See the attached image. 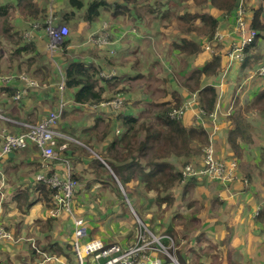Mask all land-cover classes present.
I'll return each instance as SVG.
<instances>
[{"label":"trees","instance_id":"trees-1","mask_svg":"<svg viewBox=\"0 0 264 264\" xmlns=\"http://www.w3.org/2000/svg\"><path fill=\"white\" fill-rule=\"evenodd\" d=\"M37 1L43 3L42 8L39 7ZM44 1L45 0H0V33L7 35V38L9 39L8 41L14 44L13 52H11L10 55L11 62L20 57L23 58L25 60V64L27 65V69H25V71H27L26 74H29L28 71H30L33 66L32 69H34L35 72L42 74V76L36 77L37 79H39L42 83H52L50 79H48V73L50 70L46 67V65H44V67H40L36 62L37 58H40L41 56L37 51L35 41L23 42L21 38L22 35L11 33V30L14 29V20L11 17V12L13 10L17 12L16 9L21 8L25 10L30 19L40 20L38 22H42L48 16L44 9ZM136 1L137 0H112L110 2V0H91V2H88L86 0H68V6L73 11L64 15L61 12L63 8L59 7V14L62 16L59 22H68L69 18L73 17L75 13H78V17H80L88 27H90L92 23L98 19L102 12H107L105 14H108L109 12L112 17H118V14H125L128 11L127 7L131 6L130 4L132 3L135 4ZM144 1L148 7L147 12L154 14L155 18L159 21H166L167 24H171V18H176L174 27H178L177 30H179L181 34H176L177 40L172 42L171 46L181 57L182 55L196 56L202 53L200 45L197 42L184 37L185 33L189 34L190 32H195L202 35V39L200 40L201 42L204 38L211 39L215 32L218 20L214 14L207 13L204 9L209 5L224 16L234 10L236 2V0H179V3H177L176 0H166L165 2L160 0ZM59 2L61 3L62 1ZM245 2H249L248 11L251 12L255 18V20H253V26L257 30V33H259V35L264 33V23L259 20L262 7H253L250 0H245ZM181 6L183 10L186 9L182 15H180ZM8 14H10L9 17ZM42 18L44 19L41 20ZM181 19L184 20V22L181 21ZM196 20L200 23L199 26L192 23ZM41 28L44 30V25H42ZM107 32L109 33V36H115V31L110 28V26L107 28ZM36 33L41 32L39 31ZM16 35H18V38L13 41V36ZM69 38L70 32L66 40L61 43L62 50L67 48V39ZM111 48L113 47H105L101 49V51L105 54V51L110 50ZM87 49L92 50L91 48L85 47L83 52L80 53L79 58L72 57L71 59L64 57L66 63L63 67V86L66 91H74L72 100L75 104L73 105H84L85 107L90 106L91 108L93 106H98L99 102L105 99L103 96L108 91L106 90L107 88H117V90H115L116 95L125 94V97L128 96L131 88H119L120 82H123L126 79L123 71L120 70L116 74L107 78L100 76V73L103 70H110V67L112 66L121 67V64L115 63L114 61L111 62L109 57H103V62L101 63L96 61L95 63L90 61L88 62L85 60L86 55H89L90 57L92 55L87 52ZM131 51L133 54H136V50ZM64 52L62 55H66ZM221 54L222 52L213 55L212 58L201 68L192 69L190 73L184 77L185 82L182 83V86L189 93L197 94V107H201L206 115L211 114L215 109L217 89L214 85H204L203 80L211 77H219L220 72H218V70L221 68L222 62ZM80 56H83L84 58L81 59ZM96 58L98 59V56ZM102 59L98 60L100 61ZM138 64V59H135L132 68L138 67ZM19 68V63H17L16 67H13L14 70ZM42 69H45L44 73ZM146 73L147 71H141L136 75V78L132 77V79L143 78ZM255 76L257 77L256 72ZM169 77L170 75H168L164 81L166 82ZM155 79L158 80L157 78ZM15 82L19 83L18 81ZM16 89V87L5 85V83L0 85V90L4 96L2 102H10L9 104L7 103L8 107L11 102H20L12 101V96ZM166 95L167 96L165 97H161L159 101L150 103L151 105L156 104V110L147 108L146 111L139 110L137 113H134V111L137 110L139 101L135 100L133 102L129 96L127 98L123 97L124 104L128 105L126 111L120 110L118 113L114 114V110L108 109L98 111V109H94L97 116L95 115L96 118L94 119L93 124L88 129H83L82 132L83 134L86 133L90 139L95 138L100 142L109 136L110 141L106 149L107 156H104V160L123 188L129 183L135 182L142 188L144 193H154V199L152 200H154L158 205H165L169 207V204L172 202L169 192H171L176 185H181V172L183 167L186 163H189L191 160L197 159L202 155L203 149L208 144L209 139L207 132L203 129V127L196 126L189 121H185L181 119L182 117L173 119L170 118V113L174 109L182 106V100L180 94L175 91ZM132 106L134 107L131 111L129 109ZM78 107L79 109L77 112L82 113L84 108L80 106ZM251 108L253 112L257 111L258 113L261 112L264 114V92L254 100H250L247 105L243 107L247 113H249ZM5 110V107H3V111H1L2 116L8 117L9 114H7ZM240 110L241 108L239 111ZM260 116L264 117V115ZM231 118L235 119V126L231 131H229L227 144L234 152L233 160H236V163L240 162L241 164L239 166L241 167L245 164L243 163L244 161H242L243 151L239 144L236 143V140L245 141L246 134L244 130L246 126L243 119L242 121H237L238 116L236 114ZM15 127L17 128L15 131L23 130L21 125H19V127L15 125ZM116 128L120 129V134H116ZM65 149L63 148L64 153ZM76 150H80L82 155L89 156V153L86 150L79 149L72 143V153ZM14 154L15 153H12L11 155ZM67 160L69 159L62 158L60 162H67ZM4 161V159L0 161V167H2L3 172L5 171L3 170V166L6 164ZM260 161L261 163L264 162V150ZM54 162L51 163L52 167L49 174L56 172L53 168ZM176 165L181 166V169H177V167H175ZM87 168L92 172L94 181L99 182V179L106 178L114 186L113 190L116 192L118 198L121 200L123 199L116 185V181L97 159H93ZM31 172H34V170ZM70 177L76 180V182L79 181V178L75 179L73 176ZM198 180L199 179H192L182 184V194L185 195L193 184L197 185ZM237 180L241 185H245L250 181V175L245 174L244 177H238ZM29 185L30 184H28L24 189L19 187V192L13 197V199L17 200L24 194H27L29 198L31 195L28 189ZM35 190L38 197L41 199L40 201L45 204H49L50 206L53 205V195L55 194V190L42 183H37ZM29 200L30 199H24L22 202ZM22 202L16 201L15 205L16 208L22 210H20L22 214H26L32 203L35 201H31L32 203L31 205L29 204L30 206L28 205V202L25 203V207L27 206L28 208L27 211L20 207ZM258 212L256 215L262 218L264 210H260V212ZM165 219L166 218H163V220ZM195 223H197V218L192 217L189 221H187L181 215H175L173 220L171 219L168 225H166V222L163 221L160 223V226L164 227L162 228L164 230L161 235L168 237L166 240L169 242V245L167 243L163 246L167 249V252L171 256L176 258L179 264H186L184 257L186 253L183 249H188V245L192 238L191 231H195L196 229ZM170 241L173 242V247H170ZM180 243H183L184 247L181 248V250L175 249V247L179 246ZM190 251L192 252V250ZM161 255L164 256L163 258L166 262H169V259L165 254L162 253Z\"/></svg>","mask_w":264,"mask_h":264},{"label":"crops","instance_id":"crops-1","mask_svg":"<svg viewBox=\"0 0 264 264\" xmlns=\"http://www.w3.org/2000/svg\"><path fill=\"white\" fill-rule=\"evenodd\" d=\"M111 1L112 0H110V2ZM160 1L165 2L166 0H160ZM243 1L245 5L246 4L249 5V2L246 3L245 0ZM250 1L253 7L257 8L261 6L263 8L264 6V0H250ZM37 3L39 4V7L42 8L43 3L38 2V1ZM61 3H65L64 9H62L63 11H61L64 15L73 11L68 6V0H62ZM236 5H237V0L235 2L234 10L231 13L226 14L224 16L221 15V13L218 12L216 9L207 10V13H212L217 18L218 20V23L216 25L217 30H221V31L226 30L228 32V35L226 36L225 42H223V44H228L233 39H236V37L231 35V30L233 28L234 19H235ZM131 6L127 7L128 11L125 14L123 13L118 14V17H114V18L116 19L121 18V17L127 18L130 14H133V15H136V17H138L139 20H143L144 22H140V25L136 24V30L133 29L135 30V32L133 33L134 39L133 38L132 40L126 39L127 40L126 42L123 39L124 35H122V33L120 34V38H121L120 40L117 39L116 36L114 37L112 47L115 50L122 51L119 54L120 59L125 57V53L127 54V51L125 50L128 49V46L123 47L125 45L132 44L131 49L132 47H134L135 50L137 48V53H138L139 46L142 45L141 41H143V38L145 35V34H142L141 32L149 33L148 30H151V29L156 31L159 26L161 31L165 30L167 33L170 34V38H169L170 45L172 44V42L177 40L176 34L178 33L181 34L179 30H177L178 27L177 28L174 27L176 18L175 19L171 18L172 20L171 24H167L166 21H159L157 18H155L154 14L147 12V9H148L147 6H142L143 12L141 14L138 13L136 10V7L140 5H137V6L135 5L133 6V8ZM50 7L52 8V6ZM180 9H181L180 15H182L186 11V9L183 10L182 7H180ZM47 10H46V13H47ZM53 11L55 12V15H56L55 8ZM188 12L191 13L190 11ZM263 15H264V11H262L261 15L259 16V20L262 23H264ZM78 16H79L78 13H75L73 17L68 19V22H65V23L63 22L62 24L65 25V24H68L69 21L74 20L75 23L79 26V28L88 31L89 35L94 31L96 32L99 31L102 28V25L104 24V22H102L101 24L97 26H93L92 24L90 27H88L87 24L83 22L82 19ZM26 17L28 18V15H26ZM246 19L248 23L250 24V26L257 32V30L253 26V20H255V18L251 12H246ZM150 20H152L151 27H148V25L145 22H149ZM29 21L38 22L40 20L30 19ZM181 21L184 22V20L182 19ZM192 23L197 26L200 25L198 20ZM170 25H171V28H170ZM109 26L110 28L114 29V31H116L117 22L111 21L109 25H107V28ZM122 26L124 27L125 25H122ZM126 28H129V27H126ZM35 31L36 29L32 31L30 40L33 39L35 41L37 48L39 45L46 46L45 37H43L41 33H38V34L34 33ZM39 31L40 30H38L37 32ZM25 33L26 31L22 34V39H24L23 35ZM70 35L73 36L72 34ZM201 36L202 35H199L195 32L184 34V37H186L187 39H191L197 42L198 44L203 41L202 40L200 42V40L202 39ZM71 39L72 38H69L67 46L69 44L70 45L65 49L66 51H68L71 48L70 46H72L76 40L78 41V39L74 41H72ZM87 39L85 43H87ZM80 43L81 42L78 41L79 47H81L79 48L80 51L78 50V54L83 52V50L85 49L84 45L83 44L80 45ZM263 44H264V33L260 35L259 33H257V38L255 39L253 44L244 50L243 61L237 64H234L228 70H226L228 66V61H229L226 50L221 49V51L223 50V53L221 54V58H222L221 63L224 65V70H222L221 76L224 78V80H222L221 76H220V79H218L219 80L218 84L221 88L217 89V98H216V105H215V109L217 110V112H214V111L212 112V113H216V119L219 118V121L218 123H216V121H212L208 117L209 114L208 115L205 114V116L203 117V121H207L206 124H210L209 127H206V125H203V129L206 130L208 139L211 137L212 139L211 142H214V147H213L214 152H216V154L219 155L218 151H219L220 145L224 144L226 146L225 156H224L226 160L219 159L220 161H231L229 159L233 160L234 158V152L231 149V147L227 144V137H228L229 131H231L232 128L235 126V121H233L231 118L233 117V115L231 117H227V113H221L219 109L220 106H222V104L226 103V98H228V94L225 95L224 97L225 90H227L226 93H230L229 88H232L234 92L237 90L233 84L229 88L226 87L227 79L229 80L231 79V81L229 82L231 83L232 80H236L235 76H237V74L245 76V74H248V72L253 68L252 74L248 75L246 79L243 80V84H246V82L249 84H253L254 81L253 80L250 81V79L257 78L255 76V72H256L255 67L257 66L258 63L255 64V61H257L261 57L263 58L262 60L264 61V56L261 55V52L259 49L261 46H263ZM66 51L64 53H66L68 58L72 59L71 57L72 55H70L71 53L69 54ZM48 52H50L49 54L51 55L56 53V52H51L49 50ZM213 52H211V54L209 55L203 52L196 56L182 55V58L185 59V58L191 57L192 59H195V63L193 64L196 67L201 68L207 61H209L212 58L213 55L220 53L219 51H213ZM61 54H63V52ZM87 56L89 55H86L85 58L89 59ZM65 63H66V60H64L63 58L62 63H61L62 71L61 69L59 70L58 68L53 69V71H51V72L57 71V75L55 74V77H58V80L51 81V82H52V85L58 87V90H59V86L61 85V83H63V79H62L63 78V67ZM201 64L203 65L200 66ZM44 65L46 64L44 63L39 66L44 67ZM32 68L30 71H28L30 77L28 75L26 76L33 80H36L37 82L39 81L38 82L39 85L48 87L47 84L42 83L39 79L36 78V77L42 76V74L35 72L34 69ZM42 70L44 73L45 69H42ZM137 72H138L137 74H139L138 70ZM239 72H242V73L239 74ZM224 73L225 75H223ZM136 75H134L133 77L136 78ZM48 77L54 78V75L52 76L51 73L49 72ZM261 80L262 82H264L263 79H260V81ZM206 82H207V79L205 80L204 85H208V83ZM47 83L51 84L50 82H47ZM222 83H224L223 89H222ZM0 85H3V82L0 81ZM5 85L16 87L18 89L21 85H23V83L21 81L19 83L12 81V82L6 83ZM40 89L42 88L30 89L27 95L24 96L20 100V102L18 103L11 102L9 107L7 105L10 102H7L8 104L6 102L5 103L2 102L4 96L2 94V91L0 90V116L3 117L1 115L2 114L1 111H3V107H5L6 109L5 112L9 114L8 117H4L6 118L5 121H0V131L1 129H5V130L9 129L11 132H14L17 129L15 125L18 127L19 125L21 126L22 125H34L42 120L43 116L46 115V113H44L43 111L46 96L42 93ZM63 91H65L66 97L68 95V99L66 101V104H68L69 106V109L67 108L68 112L78 113V116L84 117V120L81 121L80 123L78 122L77 124H76V121L78 120H74L75 122L73 124L72 122H69L67 124H64L62 127L60 126V129H58L57 127V131L61 133L64 137L59 139L60 143L57 144V146L59 147L61 151V158L60 160L53 163V168L60 177L67 176L69 174V176H73L75 177V179L79 178V181H77L79 186L76 190L75 198H74V200L77 202V201L84 200L85 197L91 195V193L94 191L100 192L99 190H94L96 186L101 188V191H106L107 189L110 190L111 186H113L112 183L109 182L106 178L99 179V182L94 181L92 177V172L90 171V169L87 168V166L91 163L93 159H97L107 169L108 173L112 175V172H110L111 171L110 168L108 167V165L106 164L104 160L105 159L104 156L105 157L107 156L106 149L108 147L110 138L107 137L106 139L100 142V141H97V139L95 138L90 139L86 133L83 134L82 130L88 129L93 124V121L97 116L96 113L94 112V109H96L97 107L93 106L91 108L90 106H87V108H90L89 111H87L86 108H84L85 110L83 109V112H82L83 114L79 113L77 112V110L79 109L78 106L83 107L84 105H78V104H77L78 106L73 105L75 104V102L72 100L74 91L73 90L66 91L65 88ZM234 92L231 98L235 101L236 104L240 103L241 105L240 101H237L234 99L235 97ZM263 92H264V85L258 88L255 87L252 91H250L249 96L250 98H252L251 100H254L256 97L260 96ZM192 100H189V101H192ZM12 101H13V98H12ZM127 106L128 105L127 104L125 105L123 101L122 108H120V110L126 111ZM133 107L134 106H132L129 110L132 111ZM196 108L198 109V107L195 106V108L192 110H195ZM67 109H65V112ZM138 109H139V106H137V110H135L134 113H137ZM110 110H113V109H110ZM98 111H102V110L98 109ZM230 119L232 121H230ZM256 119L258 122L257 126L260 125L261 127V125H264V121L261 122L259 121V118H256ZM244 122H245L246 127L250 126V121H244ZM251 125H253V123H251ZM249 128L251 129V126ZM252 129L253 131H255L254 128ZM244 132L246 134L245 141L237 139L236 143L239 144V146L241 147L243 151L242 161L247 163V159L245 157V153H246L245 149L247 148L248 145H251L250 144L251 142L255 141V137L250 139L252 132H250V134H247L246 129L244 130ZM117 133L119 134L121 133L119 128H116V134ZM258 136L259 134L256 136V139ZM85 141L90 142L91 145L95 146L98 150H100L103 154V159L95 150L89 147L85 143ZM257 141L261 142L262 140L257 139ZM62 143L64 144L62 145ZM72 143L76 145L77 147H81V149L86 150L89 153V156L82 155V152L80 150H76L75 152L72 153ZM63 148L64 149L66 148L65 153H64ZM20 152L14 155H11L12 154L11 153L10 154L11 156L9 155L4 159L5 160L4 163L6 164L3 166V170H5L4 171L5 173L2 171L4 175V180L2 184L0 182V189L1 187H3V192H5V198L8 197V199L3 201L4 197L0 198V223H2L3 227L6 228V230H8L13 235L15 241L13 243L0 241V264H75L76 259L71 250V240H72V233H73L72 232L73 230L72 220L67 214H61L59 217L55 218L53 216V207L50 206L49 204H45L42 201H40L41 199L38 197V194L35 190L37 186V182H35V179L37 178L39 173L41 174L45 173V170H43L42 165H41L40 154L37 153V150L32 145H29L26 149ZM62 158H66L69 160H67V162L61 163L60 161L62 160ZM244 158L246 159V161L244 160ZM72 162H73V167H72ZM50 167L52 166L50 165ZM23 168L28 169L27 174H22V173L19 174L18 172H16L18 169L20 170ZM32 170H34V172H31ZM247 174H249L251 177V173H247ZM14 175H19V177L18 179L16 178L13 181L12 176ZM241 176H244V174H240V175L238 174L237 179L238 177H241ZM114 180L116 181V185L118 187V190L120 191V194L122 195V198H124L125 199L124 201H126V198L124 197L125 191H124L123 186L117 180L116 177L114 178ZM28 184H30L28 186V189H29V192L31 193L29 198L27 194H24L17 200L13 199V197L19 192L18 188L22 187L24 189ZM216 184L218 185L217 186L218 189H217L215 200L217 202L219 201V199L221 200V202L217 204L223 205L226 201L229 200L231 201V205L233 209H231V212L229 213L227 218L224 217L222 220L218 218L217 221L213 220L212 227H210L209 229H205V222L202 220L203 218L200 217L199 214L196 215L195 218H197L198 227L196 226L195 232L191 234L192 238H191V242L188 245V248L192 243H198L205 239L210 240L209 238H211L214 243L212 245V250L219 251L218 257L215 256L216 255L215 253L213 254V256L216 259L215 264H232L233 262L231 261V255L237 256L236 254V247H238L237 239L240 238L241 242L245 243L249 247L252 245L254 246V244L256 245V248L253 254L254 256L256 254L263 255L264 254V214L262 218H260L256 214L258 211L260 212V210H264V185H256L254 188L251 185H247V184L241 185L239 182H237L236 184L230 183L231 185L229 184L228 186H224V187L220 185L219 183H216ZM122 190H123V193H122ZM0 196H2L1 190H0ZM24 199H30L31 201H35V202L32 203L30 200L22 202ZM16 201L22 202L20 204V207L25 211H27L28 209L27 206L25 207V203L28 202V205L29 204L31 205L32 203V205L30 209L26 212V214H22L21 213L22 210L16 208V205H15ZM82 204H85V200L84 202H82ZM77 205H78V202H77ZM77 205H76L75 215L77 217H81L85 221L86 236L84 237V239H86V241H91L93 239H96V240L102 241L104 244H114L122 240V239H119L118 235L114 234V235H111L114 238V240H111V241H115V242H111V243L105 242V240H110V239L109 238L105 239L104 234L98 229H96L94 227V224L101 225L106 222L109 223L108 222L109 220L104 221L102 217H99V218L96 217L95 219H92L90 216L84 218V216H82L83 214L81 215L80 213H78ZM131 211H134V210L131 209ZM113 212L114 211L108 212V214L112 216ZM124 212L125 211L122 209L120 211V216H122V213ZM207 224L208 226H210L209 222ZM225 226L228 227V232L226 234H223L225 233L224 230H226ZM219 227H222V233L217 235L216 229ZM221 236H222V240H221ZM119 243L123 244L122 242H119ZM172 243L173 242L170 241V244H171L170 247H173ZM225 245H228V246H225ZM37 249L38 251H35ZM201 256H202V252L198 251V257H201ZM148 257L157 258L162 264H170V260H171L170 257L167 256L170 260L169 262H166L163 258L164 256H162L159 251H154V253H151L150 255L148 254ZM185 257H186L185 258L186 264H195L193 259L190 261L187 255ZM196 264H201V263L197 262Z\"/></svg>","mask_w":264,"mask_h":264},{"label":"rangeland","instance_id":"rangeland-1","mask_svg":"<svg viewBox=\"0 0 264 264\" xmlns=\"http://www.w3.org/2000/svg\"><path fill=\"white\" fill-rule=\"evenodd\" d=\"M59 1H62V0H45L44 1L45 2L44 4L45 12L49 6H52V11L55 8L56 15L54 11L53 13H54V17L56 18L54 23L56 24H62L59 22V20L62 17L59 14V11H60L59 7L63 9L65 7V3H60ZM86 1L91 2V0H86ZM176 2L179 3V0H176ZM130 5H132V8L135 5L136 6L140 5L136 7V10L138 13L141 14L143 12L142 6H146V2L144 0H137L135 4L132 3ZM243 7L245 9V12H249L248 4L244 5ZM208 9L212 10L213 8L208 5L205 8V11L207 12ZM16 10L17 12H15V10L11 12V17L14 20V24H13L14 29L11 30V33L22 35L25 31L28 32L29 30H31L32 25L36 22L29 21L30 18L29 16L28 18L26 17V15L28 14H26L25 10L21 8H18ZM262 11H264V6L262 8ZM9 16L10 14H8V17ZM43 19L44 18H42L41 20ZM111 21L117 22V29L115 31L116 38L120 40L121 39L120 34L122 33V35H124L123 39L126 42H127L126 39H129V40H132V38L134 39L133 33L136 30V24L140 25V22H144L143 20H139L138 17H136V15H133V14H130L127 18L121 17V18L116 19L110 16L109 14H105L102 12L101 15L98 17V19L94 21L92 24L93 26H97L101 24L102 22H104L107 25H109ZM151 21L152 20H150L149 22H145L148 25V27H151ZM43 22H38L40 23V25L38 28H36V31L34 33L40 30L43 37H45L46 46H47L48 44H47V35L45 32V26H44V30L43 28H41L43 25ZM122 25H125L126 27H129V28H126L125 26L123 27ZM65 26L68 28L70 34L73 35V36L70 35V38H72L71 39L72 41L78 39V41L81 42L80 45L83 44L84 47H88L92 49V50L87 49L88 50L87 52L92 56L91 57L87 56L89 59L85 58L86 61L88 62L90 61L94 63L96 61L98 63H101L103 62V59H102L103 57H109L111 62L114 61L115 63L121 64V67L112 66L110 67V70H106V69L103 70L100 73V76L110 77L112 76V74H116L120 70L123 71L126 79L123 82H120V86L119 85L118 86L119 88H123V87L131 88L128 96L133 101L135 99L136 101H139L138 111L139 110L146 111L147 108H150L151 110H156L157 109V107H155L156 104L151 105L150 103H155L159 101L161 97L167 96L166 94H169L172 91H175L176 93L180 94L183 107L192 106V105L197 106V97H198L197 94L189 93L182 86V83L185 82L184 77L188 75L193 68L196 67L193 64L195 63V59H192L191 57L183 59L177 52H175L174 51L175 49L169 44L170 34L167 33L165 30L161 31L159 26L156 31L153 29L151 30L147 29L149 33L141 32L142 34H145V35H144L143 41H141L142 45L139 46L138 53H137V48H136V54L132 53L131 50L133 51L135 50L134 47H132L131 49L132 44L123 46V47L128 46V49L125 50L127 51V54L125 53V57L121 59L119 57V54L122 51L115 50L113 48H111L110 50H106L105 54L104 52L101 51V49L105 47H112L115 36L114 37L112 35L110 36L109 45L98 46V45L85 43L86 39L89 38V32L84 29H80L79 26L75 24L74 22L69 21V23L65 24ZM218 31L225 32L226 30H222V31L218 30ZM13 37H14L13 41H15L18 38V35L13 36ZM8 40L9 39L7 38V35L0 33V52H1L0 54L1 55L0 56V78L2 79V80L0 79V81L7 80V78H12L13 82L15 81L20 82L21 77H26L28 79H31L29 78L30 77L29 74H26L27 71H25V69H27V65L25 64L24 62L25 60L23 58L20 57L17 60H13L14 63L10 61V55H11V52H13L14 44L9 42ZM29 40L22 39L23 42L34 41L33 39H31L30 41ZM78 41L76 40L73 43V45L70 46L71 48L68 51L65 50L67 53L69 54L71 53L70 54L72 55L71 57L79 58L80 54H78V50L81 47H79ZM199 44L202 49V52L208 55L211 54V52L210 50L209 52L205 50L206 45L211 46L212 52L219 51L223 53V50L221 51V49H225L226 51L228 49L227 44H223L221 42H213L211 39L204 38L203 41ZM46 46H41V45L38 46L37 51L39 52L41 57L37 58L36 62L38 65H42L45 63L46 67L50 70L51 75L52 76L54 75V78H55L54 79L52 77H49L50 81H57L58 77H55V74L57 75V71L55 72H51V71H53V69H56V68H58L59 70L61 69L62 71V64H61L62 59L64 57H67V55L61 54L62 52H64V50H62L61 43L59 45H54L55 50L53 52H56V53L52 55L49 54L50 52H48V49ZM259 49H260L261 55L264 56V44ZM112 50L114 51L113 53H111ZM97 56H98V59H102V60L99 61L96 58ZM80 57L81 59L84 58L83 56H80ZM135 59H138L139 64H138V67L132 68ZM262 59L263 58L261 57L260 59L255 61V64L258 63L257 66L255 67L256 70L261 65H264V61ZM17 63L20 64V68L17 70H14L13 67H16ZM202 65L203 64H201L200 66ZM222 69L224 70V65L221 63V68H219L218 70V72H220V75H221ZM137 70L139 71V73L141 71H147V73L143 76V78H137L134 80L132 79V77L138 73ZM252 71H253V68L248 72V74H245V76L237 74V76H235L236 80H232L231 83H229L231 79L230 80L227 79L226 87L229 88L233 84L237 90L234 92L232 88H229L230 93H226L227 90H225L224 97L225 95L228 94V98H226V103L222 104V106H220L219 109L221 113H227V117H231L232 115L234 117V115L236 114L238 116L237 121H242V119L243 121H250L251 129L249 128L250 126H247L245 129H246L247 134H250V132H252L250 139L255 137V141L251 142L250 143L251 145H248L247 148L245 149L246 150L245 157L247 159V163L243 162L245 164H243L240 167L239 166L241 164L240 162L236 163V160H232V159H229V160L234 161V163L236 164V176L238 174L245 175L247 173H251L250 181L247 183V185H251L252 187L255 188L256 185H264V162L261 163L260 161L261 156L263 155V150H264V125H261V127L260 125L257 126L258 122L256 119L259 117V121L261 122L264 121V117L260 116L264 114L261 112L258 113L257 111L253 112L252 108L251 110H249V113H247L243 109V107H245L247 103L252 99L249 96L250 91H252L255 87L258 88V87L263 86L264 82H262V80L260 81V78L257 77L254 79L252 78L250 79V81L252 80L254 81L253 84H249L247 82L246 84H243V80L246 79L248 75H251ZM240 73L242 72H239V74ZM26 75H28L29 77H27ZM168 75H170V77L167 78L165 82L164 79ZM220 75L219 77L206 78L207 79L206 83H208L209 85H214L216 89H220L221 87L218 84V81H219L218 79H220ZM155 78H157L158 80H156ZM221 78L222 80H224L222 76ZM206 79H204L203 81L205 82ZM3 83L6 84V82H3ZM44 83L48 85V87H43L42 89H40L42 93L46 96L45 102H44V109H43L44 113L47 114L50 111L57 110L59 108L60 102L63 103L61 117L59 121L57 122L58 129H60V126L62 127L64 124H67L69 122H72L73 124L75 122L74 120H78L76 121V124L84 120V117L78 116V113L68 112L69 106L68 104H66L68 95L66 97L65 91L60 92V90H58V87L52 85V83L51 84H48L47 82H44ZM223 88H224V83H222V89ZM33 89H36V88H33ZM106 90H108L104 95V98L106 100L113 99L116 96L115 90H117V88H114V89L107 88ZM233 92L235 93L234 99L237 101H240L241 105L240 103L236 104L235 101L231 98ZM120 96L122 98L127 97V96L125 97V94H122ZM192 99H193V102L190 103L189 100H192ZM83 108H86L87 111H89L90 109L87 107H83ZM240 108L241 110L239 111ZM64 109H67L66 112ZM198 110L204 111L201 107H198ZM119 111L120 110L114 111L115 112L114 114L118 113ZM181 119L185 121H189L190 123H193V124L196 121L195 118L192 117V114L190 111L186 113ZM5 120L6 118L4 119V117L0 119V121H5ZM232 120L235 121V119H232ZM232 120L230 119V121ZM215 121L216 123H218L219 118H217ZM203 122H204V125H206V127L210 126V124H206L207 121H203ZM251 123H253V125H251ZM200 127H203V126H200ZM252 128H254L255 131H253ZM7 131L11 132L9 129ZM258 134L259 136L257 137V139L262 140L261 142H258L256 139V136ZM59 143H60L59 139H57L56 142L54 141V144H55L54 148L58 151V153L61 156V151L59 147L57 146V144ZM85 143L89 147H91L93 150H95L103 158V154L100 150H98L95 146L91 145V143L88 141H85ZM211 143L214 147V142H211ZM63 144L64 143H62V145ZM78 148L81 149V147H78ZM225 150H226V146L224 144H221L219 147V151L217 150L219 152V155H217L215 152L218 160L219 159L226 160V158L224 157ZM18 152L20 151H17L14 153L16 154ZM37 153L39 152L37 151ZM202 158H203V153L199 158L193 159L189 163H186V164L200 166V163L202 162ZM246 159L244 158L245 161ZM175 167H177V169H181V166L176 165ZM16 172H18L19 174L20 173L27 174L28 169L26 168H23L20 170L18 169ZM12 177L14 181V179L16 178L18 179L19 175H14ZM237 182L238 180L236 178L233 181V184H236ZM2 183L3 182H1V184ZM216 183H217L216 181H213L208 177H203L198 180L197 185L193 184L192 187L188 189L185 195L182 194L183 188L181 186L182 184H184V182L181 183V185H176L171 190V192H169L170 197L172 198V202L171 204H169V207L165 205H158L154 200H152L154 199V193H144L142 188L139 185H137L135 182H131L129 185L124 186L125 188L124 193H125V198L127 202L124 201L125 200L124 198L122 200L118 198L116 192L113 190L114 189L113 186H111L112 191L111 189L110 190L107 189L106 191H101V188L96 186L94 190H99L100 192L94 191L91 193V195L85 197L84 198L85 204H82L84 200L77 201L78 205L75 200L74 202L77 205L78 213H80L81 215L83 214L82 216H84V218L90 216L92 219H95L96 217L97 218L102 217L104 221L109 220L108 221L109 223L106 222L101 225L94 224V227L104 234L105 239L107 238L110 239V240H105V242L107 243L115 242V241H111V240H114V238L111 235L115 234V235H118L119 239H122L119 242L123 243L121 244L119 242H116L117 244H120L122 246L123 245L129 246L134 242L135 237L138 234L140 227L142 229L144 228L147 231V233L151 234L155 238L162 237L161 233L163 232L164 229L162 228L164 227L160 226L161 221L166 222V225H168L170 220L171 219L173 220L175 215H181L185 220L189 221L192 217H195L196 215L199 214L200 217L203 218L202 220L205 222V229H209L210 227H212L213 220L217 221L218 218H220V220H222L224 217L227 218L229 213L231 212V209H233V207L231 205V201L229 200L226 201L223 205L217 204L221 202V200L219 198H218L219 199L218 202L215 200L217 189H218L217 188L218 185ZM0 190L2 191V196H0V198L4 197L3 201H5L6 199H8V197L5 198V192H3V187H1ZM130 208L134 211H131ZM122 209L125 212L122 213V216H120V211ZM112 211L114 212H113V215L111 216L110 214H108V212H112ZM162 217L166 219L163 220ZM208 222L210 226H208L207 224ZM195 224L198 227V224L197 223ZM225 227H226V230H224L225 233L223 234H226L228 232V227L227 226ZM193 232L195 231H191V233ZM221 233H222V227L217 228L216 234L218 235ZM209 239L210 240L205 239L198 243H192L188 248L192 250V252L188 250L187 248L183 249V251L186 253L190 261L193 259L195 263L197 262L201 264H215L216 263V259L213 256V254L215 253L216 254L215 256L218 257L219 251L212 250V245L214 243L211 238ZM13 240H14V237H13ZM150 240H152V237H150ZM221 240H222V236H221ZM5 242L13 243L14 241L12 242L5 241ZM237 242H238L237 244L238 247H236L237 256L231 255V261L233 262L232 264H264V254L263 255L256 254L255 256L253 255L254 250L256 248L255 244L254 246L252 245L249 247L245 243L241 242L240 238L237 239ZM161 243L163 245H166L168 243L169 245V242L166 239H162ZM154 246L156 247L155 244ZM225 246H228V245H225ZM183 247H184L183 243H180L179 246L175 247V249L181 250V248ZM36 251H38V249ZM198 251L202 252L201 257H198ZM186 255H184V257ZM170 264H173L171 260H170Z\"/></svg>","mask_w":264,"mask_h":264},{"label":"built area","instance_id":"built-area-1","mask_svg":"<svg viewBox=\"0 0 264 264\" xmlns=\"http://www.w3.org/2000/svg\"><path fill=\"white\" fill-rule=\"evenodd\" d=\"M244 5L243 0H237L235 19L231 30V35L236 37V39H233L227 44L228 49L226 53L229 61L226 70L230 69L234 64L243 61L244 50L250 47L257 38V32L250 26L246 19ZM47 14L48 16L43 20L44 22H42L45 26V32L48 37L47 49L53 52L55 50L54 45H59L66 40L69 35V30L63 24L54 23L56 18L54 17V13L50 6L48 7ZM39 25L40 23L38 22L34 23L31 30L23 35L24 39L29 40L32 31L38 28ZM227 35V31L219 32L216 28L211 40L213 42L223 43L225 42ZM87 43L98 46L109 45L110 36L107 32V25L104 23L99 31L92 32L87 39ZM205 50H210V52H212L211 46L209 45L205 46ZM111 53H113V51H111ZM223 75H225V73ZM256 75L258 78L264 79V65H261L256 70ZM1 82H12V78H7V80ZM21 82L23 85L15 91L12 97L13 101H20L27 95L30 89L45 87L39 85L33 79L31 80L26 77H21ZM59 90L60 92L64 90L63 83L59 86ZM189 102L192 103L193 100ZM122 104L123 98L120 95H116L113 99L99 102L96 107L100 110L113 109L114 111H117L122 108ZM62 108L63 103L60 102L57 110L48 112L38 123L34 125H22L23 130H17L10 133L5 129H1L0 161L5 159L11 153L21 151L29 145L35 147L39 152L41 165L43 170H45V173H39L36 182L45 184L55 190L52 205L53 216L57 218L61 214H67L72 220L73 233L71 250L76 259L75 264H162L157 258L148 257V254L150 255L151 253H154V251H159L160 253L164 252L163 254L172 258L171 260L173 264H178L176 259L167 252V249L161 243L162 239H167L168 237L162 236L155 238L141 227L139 228L134 242L129 246H122L117 243L104 244L100 240L93 239L91 241H86V239H84L86 236L85 221L81 217L75 215L76 204L74 198L79 186L78 183L76 180L72 179L69 174L63 177H60L56 172L49 174L51 163L58 161L61 158L58 151L54 148V141L56 142L57 139L64 137L57 131V122L61 117ZM194 108V105L181 106L170 113V118L183 117L190 111L192 117L196 120L194 125L203 126L205 112L198 110L197 108L192 110ZM215 112H217L216 109ZM208 117L215 121L216 113H211ZM1 118L3 117L0 116V119ZM181 174L182 183H186L192 179L208 177L223 187L228 186L237 178L236 164L234 162H224L216 159L214 148L211 143V137L208 140V144L203 149V158L200 166L186 164V166L183 167ZM3 180L4 175L2 168L0 167V182H3ZM150 237H152V240H150ZM0 241H15V239L13 240V235L6 231L2 224H0Z\"/></svg>","mask_w":264,"mask_h":264},{"label":"water","instance_id":"water-1","mask_svg":"<svg viewBox=\"0 0 264 264\" xmlns=\"http://www.w3.org/2000/svg\"><path fill=\"white\" fill-rule=\"evenodd\" d=\"M107 167V166H106ZM110 172H112V171H110ZM112 175H113V173H112ZM113 177H114V175H113ZM115 178V177H114ZM121 187V186H120ZM120 189H122V188H120ZM122 193H123V190H122ZM124 195V194H123ZM124 197H125V195H124ZM170 259H172V258H170Z\"/></svg>","mask_w":264,"mask_h":264},{"label":"clouds","instance_id":"clouds-1","mask_svg":"<svg viewBox=\"0 0 264 264\" xmlns=\"http://www.w3.org/2000/svg\"><path fill=\"white\" fill-rule=\"evenodd\" d=\"M91 44V43H90ZM105 46H107V45H105ZM7 131V130H6ZM8 132V131H7ZM11 133V132H10ZM35 182H36V179H35Z\"/></svg>","mask_w":264,"mask_h":264}]
</instances>
